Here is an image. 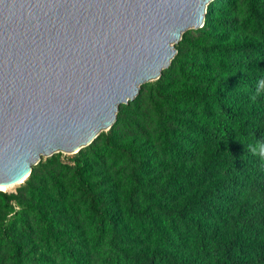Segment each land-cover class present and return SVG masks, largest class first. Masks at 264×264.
I'll return each instance as SVG.
<instances>
[{"label":"trees","instance_id":"1","mask_svg":"<svg viewBox=\"0 0 264 264\" xmlns=\"http://www.w3.org/2000/svg\"><path fill=\"white\" fill-rule=\"evenodd\" d=\"M244 2L245 12L237 18L238 1L220 0L212 8L215 18L205 20L207 29L187 37L194 58L188 64L172 62L183 83L161 97L169 105L168 120L180 131L170 133L165 124L159 131L175 178L156 186L145 164L134 163L132 193L143 208L132 202L119 216L103 207L89 181L90 165L77 161L71 168L70 185L82 203L74 205L76 216L83 217L92 250L103 249L102 262L83 254V245L62 238L65 230L75 234L77 228H62L40 210L32 214L42 226L44 251L28 249L17 237L18 225L27 229L26 211L17 210L15 195L0 190L4 264H264V159L250 150L264 141V95L253 98L264 78V0ZM239 28L249 33V41L228 40ZM208 31L221 36L209 42ZM127 111L121 106L119 115L127 118ZM114 127L90 146L102 137L106 149L114 150ZM131 151L125 148L124 154ZM33 175L34 170L29 179ZM121 222L131 228L120 227ZM135 230L149 247H132Z\"/></svg>","mask_w":264,"mask_h":264},{"label":"water","instance_id":"2","mask_svg":"<svg viewBox=\"0 0 264 264\" xmlns=\"http://www.w3.org/2000/svg\"><path fill=\"white\" fill-rule=\"evenodd\" d=\"M214 1L0 0V185L110 131Z\"/></svg>","mask_w":264,"mask_h":264},{"label":"rangeland","instance_id":"3","mask_svg":"<svg viewBox=\"0 0 264 264\" xmlns=\"http://www.w3.org/2000/svg\"><path fill=\"white\" fill-rule=\"evenodd\" d=\"M237 1V18H239L245 12L246 2L244 0ZM219 2L220 0H215L209 5L205 20L206 18H215V12L212 8L216 9ZM205 23L199 28L187 31L182 40L176 45L175 61L178 64L180 62L188 64L194 58L195 55L192 56L193 50L187 37L206 30L207 25ZM208 32H210L209 42L216 41L221 36L220 34L211 33L213 31ZM226 36L221 38H226ZM227 38L229 41L244 42L249 41L251 36L242 28H239L228 35ZM172 65L170 69L164 71L165 73L163 72L159 79L142 86L138 97L135 99L136 101L134 100L135 105H133L134 102L129 105H122L127 106V118L118 113L112 131V140L115 144L114 150H107L103 138L100 137L94 146L85 148L81 153L68 154L60 152L51 157H44L34 167L32 179H28L12 192H7L18 198L14 202L17 210L26 211V227L24 228L27 229L22 230L23 227L18 225L19 229L17 231L18 241L21 244L28 249H36L37 253L44 251L42 226L32 214V211L40 210L44 211L49 218H53L56 222L62 224V228H77L75 234L69 233L74 231L73 229L69 232L65 230V233H62V238L71 241L76 246L83 245V254L91 256L95 262H102L104 259L103 249L98 253L92 250L91 244L88 243V236L83 233L84 228H86L83 217L76 216L77 209L74 205L77 203L82 205V203L79 194L74 191L73 186L71 188L70 183L73 176L71 168L75 166L77 161H85L90 165L89 181L100 195L103 207L112 210L119 216L124 214L127 206L132 202L143 208L142 199L137 198L132 193L130 173L134 163L145 164V171L149 172L152 178L151 182L156 186L176 177L175 171L168 167V165H174V162L163 144L159 131V127L164 124L170 133L180 131L179 127L168 120L169 105L161 97V93H172L180 88L183 83L180 70H174ZM211 70L213 76L219 77L218 70ZM182 112L183 114L187 113L184 109H182ZM109 133L110 131L105 132L106 135ZM131 147L134 148V151L125 155V148L130 149ZM31 189L35 190L33 194H30ZM4 217L5 212L0 203V224ZM120 227L131 228L125 222H121ZM131 240L132 247L135 249L150 246L137 230L132 231ZM4 257L5 254H2L1 264H4Z\"/></svg>","mask_w":264,"mask_h":264},{"label":"clouds","instance_id":"4","mask_svg":"<svg viewBox=\"0 0 264 264\" xmlns=\"http://www.w3.org/2000/svg\"><path fill=\"white\" fill-rule=\"evenodd\" d=\"M264 95V78L258 80L256 91L254 94V99L256 96ZM253 154L258 155L260 158L264 159V141H258L255 145L251 146L250 149Z\"/></svg>","mask_w":264,"mask_h":264},{"label":"bare ground","instance_id":"5","mask_svg":"<svg viewBox=\"0 0 264 264\" xmlns=\"http://www.w3.org/2000/svg\"><path fill=\"white\" fill-rule=\"evenodd\" d=\"M194 29V28H192ZM158 79V76L153 78V79H150L149 81H155ZM109 128L105 129L103 132H108ZM24 183H19L17 185H6V186H3V185H0V190L4 191V192H12L13 190H15L18 186L22 185Z\"/></svg>","mask_w":264,"mask_h":264}]
</instances>
